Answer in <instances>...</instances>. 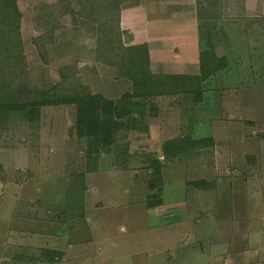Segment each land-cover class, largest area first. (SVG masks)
Instances as JSON below:
<instances>
[{
  "label": "rangeland",
  "instance_id": "obj_1",
  "mask_svg": "<svg viewBox=\"0 0 264 264\" xmlns=\"http://www.w3.org/2000/svg\"><path fill=\"white\" fill-rule=\"evenodd\" d=\"M42 3L52 5L47 28L35 20ZM18 7L20 43L11 54L23 61L20 86L52 87L59 69L75 64L94 94L151 98L150 81L134 83L127 70L98 61L96 27L73 24V0ZM216 9L219 21L198 23L199 49L210 38L228 68L203 81L189 66L192 91L151 99L140 124L119 135L124 153L89 161L72 107L43 108L33 126L10 121L0 135V264H264V0H220ZM192 56L184 51L179 61ZM153 58L158 75L164 56ZM184 140L212 144L181 150ZM168 141L172 152L162 149ZM160 149L161 191L150 189L148 169ZM75 182L84 183L83 197L72 193ZM203 182L213 187L196 188ZM44 249H55L57 261L42 258Z\"/></svg>",
  "mask_w": 264,
  "mask_h": 264
},
{
  "label": "trees",
  "instance_id": "obj_2",
  "mask_svg": "<svg viewBox=\"0 0 264 264\" xmlns=\"http://www.w3.org/2000/svg\"><path fill=\"white\" fill-rule=\"evenodd\" d=\"M65 0H57L61 3ZM220 0H197V19L217 22L221 17V11L216 7ZM121 0H73L71 17L73 24L95 26L97 31L96 56L99 62L116 67L119 70H127L132 75L134 83L150 81L151 98L144 101H136L130 93H124L119 99H106L101 94L91 92L90 86L82 82L78 77L76 65L63 66L59 69V80L52 86L39 88L25 84L20 86L18 81L22 71L23 61L21 57L11 54L19 48V20L20 11L18 0H0V135L10 124V121L21 120L30 126L37 124L43 108L51 106L72 107L74 114V131L76 135L84 138L87 143V158L95 160L101 152L124 153L117 146V139L124 131L127 132L140 124V115H143L147 103L151 99L173 94H187L192 91L190 75H164L153 74L150 68V55L146 44L126 46L122 39L121 31ZM35 20L45 26L50 22L52 5L39 4L35 9ZM209 35V29L206 31ZM209 38V48L200 51L199 70L201 80L206 81L215 74L224 71L229 66L227 57H218L213 51ZM21 45V44H20ZM21 49V48H20ZM20 50L18 49V52ZM12 55V57L10 56ZM20 56V54H18ZM14 57V58H13ZM9 64H13L10 74L5 78V70ZM6 66V69H5ZM14 68V69H13ZM177 89V90H176ZM175 90V91H174ZM23 92L25 95L23 96ZM176 92V93H175ZM22 95V96H20ZM20 96V98L18 97ZM195 101L199 102L201 91H194ZM211 145L212 140H184L181 150L188 147H202ZM175 143L165 142L162 145L174 149ZM118 151V153H116ZM126 156H128L126 154ZM96 161V160H95ZM146 163V162H145ZM148 169L154 167L155 180L149 183L150 189L159 186L161 191L163 163L157 158L152 159ZM2 166L0 165V170ZM97 166L89 164L88 173H94ZM211 182L195 184L196 188L206 190L204 186L213 187ZM75 188V189H74ZM72 193L78 192L82 196L85 192L84 183L75 182ZM155 195V194H154ZM149 195V197H155ZM76 200L74 198H70ZM160 202H158L159 204ZM73 214V215H72ZM74 219L80 217L81 212H72ZM83 214V213H82ZM55 249H44L41 256L47 262L53 263L58 259Z\"/></svg>",
  "mask_w": 264,
  "mask_h": 264
},
{
  "label": "crops",
  "instance_id": "obj_3",
  "mask_svg": "<svg viewBox=\"0 0 264 264\" xmlns=\"http://www.w3.org/2000/svg\"><path fill=\"white\" fill-rule=\"evenodd\" d=\"M121 2L120 24L122 39L126 46L146 44L151 67L155 65L154 51L162 53L164 65L158 71L156 70L159 74L196 75L185 71L192 65L199 69L197 0H121ZM140 29L147 32L144 40L140 39L143 38ZM130 41L132 43H127ZM152 46L157 49H153ZM176 46L179 47V54L173 52ZM184 51L192 52L193 56L191 59L186 58L180 62L179 58ZM172 68L178 71L163 72L165 69Z\"/></svg>",
  "mask_w": 264,
  "mask_h": 264
},
{
  "label": "water",
  "instance_id": "obj_4",
  "mask_svg": "<svg viewBox=\"0 0 264 264\" xmlns=\"http://www.w3.org/2000/svg\"><path fill=\"white\" fill-rule=\"evenodd\" d=\"M173 52L176 53V54L179 53V47L176 46L175 49L173 50ZM162 154H163V153H162V150L160 149V151H159V153H158V157L160 158L161 162L163 161V158L160 157V156H162Z\"/></svg>",
  "mask_w": 264,
  "mask_h": 264
}]
</instances>
